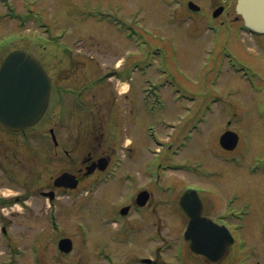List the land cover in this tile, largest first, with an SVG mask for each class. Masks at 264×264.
<instances>
[{
    "label": "rangeland",
    "instance_id": "rangeland-1",
    "mask_svg": "<svg viewBox=\"0 0 264 264\" xmlns=\"http://www.w3.org/2000/svg\"><path fill=\"white\" fill-rule=\"evenodd\" d=\"M195 2L201 8L195 15L188 12L187 0H10L9 7L0 2V64L11 50L27 49L43 62L53 85L66 90L58 104L53 103V95L46 116L38 125L24 133L0 131V158L4 157L3 163L18 178L17 182H11L0 176V194L21 193L27 190L25 187L48 191L62 171L75 173L79 178L72 194L58 199L60 233L52 231L46 201L38 192H33L34 207L30 211H22L19 204L0 211V225L8 227L7 240L16 248L30 253L29 244L37 242L42 249V262L52 264L56 253L53 243L58 234L74 237L76 241L74 253L57 259L59 264H82L78 263L82 252L85 259H92L81 243L77 225H100L105 217L99 211L103 203L108 202L114 208L129 203V195L148 186L144 168L154 161V171L163 164L159 167L161 179L154 182L167 188L163 193L155 186L150 189L155 225L165 237L154 244L163 246L168 241L163 248L165 259V256L177 258L179 232L187 222L178 205L179 197L186 187L197 186L211 187L212 192L201 196L208 201L209 214H225L236 235V245L218 264H264V36L253 38L237 31L242 21L236 20V0ZM221 5H225L224 12L212 21V13ZM41 22L45 25L41 26ZM213 24L221 25L222 43L255 70V86L228 65L217 80L213 60L209 67L205 66L216 37L207 25ZM127 25L137 31L136 48L125 37L126 29L132 31ZM50 33L53 38L59 35L64 38L50 42ZM66 46L73 49L69 55L63 52ZM146 47L164 53V59L160 61L158 57L148 69V75L138 70L136 61L143 59L142 49ZM131 50L138 51L139 57H126ZM115 69L122 76L132 73V81L113 76L97 83L104 73ZM145 76L159 85V94L156 90L152 94L151 112L142 101ZM166 77L175 80L172 85L181 83L183 92L199 97L198 101L193 104L181 95V89H173L170 83L164 85ZM158 96L163 100H157ZM212 97L219 102L212 104L205 121L183 145L185 134L172 133L168 125L179 127L180 116L176 114H183L185 106L198 109ZM227 119L232 120L227 128L240 135L233 152L225 151L219 143L227 130ZM50 129H54L58 146ZM170 138L174 140L167 141ZM104 156L110 158L106 169L114 158L111 165L116 171L114 180L108 185L90 187L98 177L97 168L92 165ZM165 163L180 166L168 169ZM131 173L136 180L133 186H127L122 180ZM228 199L234 203L229 208ZM242 212L246 215L240 219ZM4 214L8 219H2ZM145 218L132 214L127 220L134 226H144ZM144 223L149 224L148 218ZM107 229L115 233V228ZM92 233L94 242L99 245L105 242L100 227L94 226ZM111 244L121 253L118 246ZM2 253L0 237V264L6 258ZM186 257V264H201L189 253ZM19 260L20 264H32L29 255L28 258L21 255Z\"/></svg>",
    "mask_w": 264,
    "mask_h": 264
},
{
    "label": "water",
    "instance_id": "water-1",
    "mask_svg": "<svg viewBox=\"0 0 264 264\" xmlns=\"http://www.w3.org/2000/svg\"><path fill=\"white\" fill-rule=\"evenodd\" d=\"M236 11L249 29L264 33V0H237ZM220 12L218 9L216 14ZM50 92L51 81L41 61L24 49L11 51L0 66V128L20 131L35 125L48 107ZM237 143L238 135L233 132L221 138L227 149H234ZM73 178L64 173L57 183L75 186ZM193 192L186 191L180 199V206L190 219L186 232L190 251L210 262H219L228 253L233 237L224 226L202 215L203 204Z\"/></svg>",
    "mask_w": 264,
    "mask_h": 264
},
{
    "label": "flooded vegetation",
    "instance_id": "flooded-vegetation-1",
    "mask_svg": "<svg viewBox=\"0 0 264 264\" xmlns=\"http://www.w3.org/2000/svg\"><path fill=\"white\" fill-rule=\"evenodd\" d=\"M67 54L69 55L70 53L67 52ZM109 72H112V70H109ZM113 72H115V71H113ZM102 78L103 77H100V79H102ZM69 91L73 96L77 97L74 94L75 93L74 91H72V90H69ZM65 92H66V90L64 91L62 89H58L52 83L51 101H52V97L54 95L53 103L55 104L57 101L56 104H58V100L60 99V96L62 94H64ZM80 94L81 93H79L77 95H80ZM51 130L49 131V133L51 132ZM24 132H21V133H24ZM101 158H106L108 161L110 160V158L107 156L106 157L105 156L100 157L99 159H101ZM33 159L35 161H37V157H34ZM3 160H4V157L1 156V158H0V170H1L0 176L4 177V179H6V180L9 179L10 176H12L14 181H18V178L15 179L13 171L10 170L9 166H7L5 163H3ZM112 161H114V158H113V160H111L109 167L105 170H100L99 168H97V172L96 171L95 172L98 173L96 175L98 177L93 179V182L91 183L90 187H96V186L99 187V185H108V183L110 181L114 180L113 178L109 177L110 175L116 174L115 169L111 167ZM144 171H145L146 177L148 179L146 185H148L149 187L152 186V188L148 189V186H143L139 190L134 191V193H132L131 195L128 196L129 203H125L123 206H121L119 208L110 207L108 202L103 203L102 206L100 207L101 210L99 209V211H101V214H104L105 217H103V219L101 220L100 225H85L83 227L77 226V228L79 229V234H80L79 237L81 239V243L83 244L84 247H86V249H85L86 253L92 257V259H90L89 257H86V259H85L84 253L82 252L81 255H79V257H78V259L81 258V260H78V263L79 262H81V263L83 262L82 264H92L93 262H96L95 264H168L169 263L165 259H163L164 257L162 255L163 254V248L168 241H166V243L163 246H159V245L155 246V244H154L156 242L164 241L165 237L162 236L161 228H159L155 225L156 222L154 220V211H153L154 207L152 206L154 200L151 197L152 195H151V191H150V189L154 190L153 168L150 169V167L147 166L144 168ZM129 179H130V176L128 178L123 179L122 181L127 182V181H129ZM0 181H2V180H0ZM133 181H134V179H133ZM53 185H54L53 187H49L48 191H43L42 189H39V191H34L33 189L31 190V189H28V187H25L27 190L24 189L22 191H25V192L28 191L31 194L29 197H26V194L24 195V199H23L22 203L24 204L25 208L22 211L27 212V211H30L34 207L31 199L36 194V192H38L39 196L43 197L46 201L47 208H48L47 215L49 217L52 216L53 218L57 219L59 217L58 204H57L59 197H61V196L65 197L67 195H70V194H72V192L74 190L70 189V188L56 186L55 185V179L53 181ZM126 185L129 186L131 184H128V182H127ZM131 186H133V185H131ZM166 189L167 188L162 187L160 191L164 192V191H166ZM144 190H147L149 192L148 201L145 202V204L143 206H140L137 202V195L141 191H144ZM91 191H93V189H89V192H91ZM46 192H48V193L51 192V195L49 194V197L51 198V200L48 199V197H45L44 193H46ZM202 200L204 201V214L209 215V216L214 218V216L209 214V211L207 210L208 209V201L203 199V198H202ZM168 201H169V198H168ZM26 203H29L30 206L26 207ZM0 204H5V201L0 199ZM124 208H127L128 210H127L126 214L123 213V215H122L121 212ZM132 214H136V216L145 215L146 218H148V220H149V224L144 223L146 218L143 220L144 226L143 225L141 226L138 224H136L134 226V224H129V221L127 219H129V217H131ZM94 226H96V228H98V227L101 228L102 237H104V239H105V242L101 245L97 244L92 239V234H93L92 231H93ZM108 227L115 228L116 234L115 233L113 234L110 231H107ZM52 229H53L52 231H54L55 233H59L62 231V226L59 225L58 227L52 228ZM182 230H183V232H182ZM184 230H185V226H183V228L179 232L178 241L180 240V244L177 246L178 250L175 253V255H177V258H169V256H165L168 259H173L178 264H186L188 261V259L186 257V253L188 254L189 250H188V244H187L186 240L184 239V235H183ZM139 232H143V234L145 236L142 237ZM0 234L6 240L8 239L7 238L8 231H7L5 225L1 228ZM65 237L71 238L69 236H58V234H57L55 242L53 243L54 248L56 249V253L54 254V256L51 260L52 264H59L57 262V259L61 260L63 257L71 256L76 249V241H75L74 237H72L73 239L71 238L73 241V250L71 252L64 253L59 249V247H58L59 241ZM141 240H142L143 244H140ZM2 243H3V246L5 248H8V249H10V247L12 245V242H10L8 240L6 242H2ZM111 243L118 246L117 249L119 248L120 250H122L121 253L118 251L116 252L114 250V246ZM146 243H148V245H147L146 250H145L144 245ZM228 254H229V252L227 253V256H228ZM189 255L192 256L190 253H189ZM39 256H40V260H38V264H44L42 262V254ZM227 256L222 260V262L227 258ZM88 259H89V261H88ZM195 260L201 262V264H208V262L206 260H204L203 258H195ZM55 262H57V263H55Z\"/></svg>",
    "mask_w": 264,
    "mask_h": 264
},
{
    "label": "bare ground",
    "instance_id": "bare-ground-1",
    "mask_svg": "<svg viewBox=\"0 0 264 264\" xmlns=\"http://www.w3.org/2000/svg\"><path fill=\"white\" fill-rule=\"evenodd\" d=\"M125 85H126V84H124V86H123V87H125Z\"/></svg>",
    "mask_w": 264,
    "mask_h": 264
}]
</instances>
